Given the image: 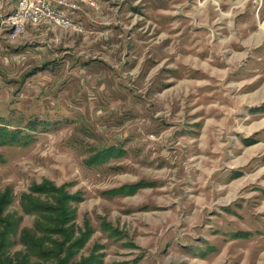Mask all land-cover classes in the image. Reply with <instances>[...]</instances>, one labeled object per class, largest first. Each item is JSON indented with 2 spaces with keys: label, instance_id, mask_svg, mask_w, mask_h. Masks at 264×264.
<instances>
[{
  "label": "rangeland",
  "instance_id": "rangeland-1",
  "mask_svg": "<svg viewBox=\"0 0 264 264\" xmlns=\"http://www.w3.org/2000/svg\"><path fill=\"white\" fill-rule=\"evenodd\" d=\"M66 1L0 0V264H264V0Z\"/></svg>",
  "mask_w": 264,
  "mask_h": 264
},
{
  "label": "built area",
  "instance_id": "built-area-1",
  "mask_svg": "<svg viewBox=\"0 0 264 264\" xmlns=\"http://www.w3.org/2000/svg\"><path fill=\"white\" fill-rule=\"evenodd\" d=\"M82 3L94 4L92 0H78ZM75 1L66 0H16L15 8L4 20V29L8 38H16L25 31L29 23L34 25L49 24L53 27L73 30L80 29L72 19L73 12L79 7Z\"/></svg>",
  "mask_w": 264,
  "mask_h": 264
},
{
  "label": "trees",
  "instance_id": "trees-1",
  "mask_svg": "<svg viewBox=\"0 0 264 264\" xmlns=\"http://www.w3.org/2000/svg\"><path fill=\"white\" fill-rule=\"evenodd\" d=\"M37 71V70H36ZM32 73H35V70H33V72ZM32 73H30L29 74V76L32 74ZM35 124H36V122L35 121H33L32 123H30L29 124V127L28 128H30V129H36L35 128ZM13 136H15L14 134L13 135H11L10 133H8V132H5L4 133V135H1L0 134V143H3L5 140H8L9 142L11 141V142H13V141H15V139H13ZM23 138V139H25L26 141H27V139H28V135H25V136H23V135H21V134H19V136H17V138ZM249 141H251L250 143H254L255 141L254 140H247V141H243V142H249ZM117 152H118V150L116 149V148H114V147H108L107 149H105L104 151H101V153H99V151H96L95 153H93V155H91V158H90V162L89 163H100L101 161H104L105 159H106V157H110V156H114V155H116L117 154ZM105 154V155H104ZM102 158H104L103 160H102ZM150 183H144V182H137V183H135V184H133V185H130V186H128V187H132V188H134L135 186H141V185H149ZM9 226V225H8Z\"/></svg>",
  "mask_w": 264,
  "mask_h": 264
},
{
  "label": "crops",
  "instance_id": "crops-1",
  "mask_svg": "<svg viewBox=\"0 0 264 264\" xmlns=\"http://www.w3.org/2000/svg\"><path fill=\"white\" fill-rule=\"evenodd\" d=\"M13 10H14V9H13ZM259 28H260V30H261L262 32H264V23L260 24Z\"/></svg>",
  "mask_w": 264,
  "mask_h": 264
}]
</instances>
